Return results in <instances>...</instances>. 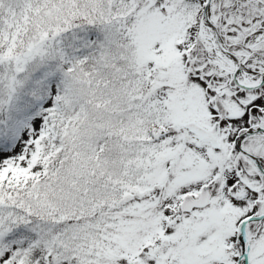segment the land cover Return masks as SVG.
<instances>
[{
	"label": "snow or ice",
	"instance_id": "6c2138e0",
	"mask_svg": "<svg viewBox=\"0 0 264 264\" xmlns=\"http://www.w3.org/2000/svg\"><path fill=\"white\" fill-rule=\"evenodd\" d=\"M0 264H264V0H0Z\"/></svg>",
	"mask_w": 264,
	"mask_h": 264
}]
</instances>
